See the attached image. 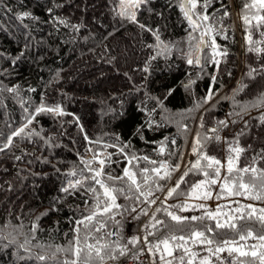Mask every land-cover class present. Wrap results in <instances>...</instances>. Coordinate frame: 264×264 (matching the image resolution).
Segmentation results:
<instances>
[{
  "label": "trees",
  "instance_id": "16d2710c",
  "mask_svg": "<svg viewBox=\"0 0 264 264\" xmlns=\"http://www.w3.org/2000/svg\"><path fill=\"white\" fill-rule=\"evenodd\" d=\"M188 1L200 30L188 21L183 0H143L135 21L121 14L120 0H0V264H84L85 237L89 244L99 240L97 247L107 245L101 252L104 260L93 249L89 264H114L128 255V219L129 244L135 252L141 249V226L149 245L169 231L164 225L151 227L153 216L176 235L214 225L208 218L176 224L165 212L187 205L192 195L186 199L185 194L206 179L188 171L197 160L194 146L224 165V141H230L244 151L237 169L255 158L253 166L264 170V21L257 20L264 10L249 8L254 0ZM204 38L209 48L200 68L197 54ZM41 106L58 107L63 114L38 112ZM205 163L201 160L202 166ZM162 164L170 173L165 179L153 171ZM125 169L136 173L140 192L151 189L149 200L164 194L153 213L135 186L129 188L126 177L108 179L122 177ZM96 171H102L96 179L123 189L114 193L121 206L97 213L96 196L101 210L106 197L91 179ZM186 171L184 182L166 198ZM224 173L221 168V178ZM243 175L247 182L251 173ZM70 182L75 187L65 192ZM219 185H205L204 191L210 190L212 197ZM219 196L230 215L244 205L264 208L262 200L226 191ZM227 198L237 201V207ZM94 213L93 220H86ZM247 223L254 236L261 234L258 221ZM101 226L116 228L120 241L97 231ZM214 233L206 235L214 241L234 236L227 228H215ZM77 235L82 249L78 259L71 251ZM134 238L138 242L133 243ZM197 243L189 240L184 247L192 249ZM262 243L251 237L239 241L248 255L235 253L237 264H261ZM109 252L117 258L108 259ZM157 252L168 264L167 253ZM41 255L44 260L37 258ZM173 255L172 264H181V256L183 264L190 259L200 264L181 248H173Z\"/></svg>",
  "mask_w": 264,
  "mask_h": 264
},
{
  "label": "snow or ice",
  "instance_id": "6c2138e0",
  "mask_svg": "<svg viewBox=\"0 0 264 264\" xmlns=\"http://www.w3.org/2000/svg\"><path fill=\"white\" fill-rule=\"evenodd\" d=\"M121 2V7H124L126 0H120ZM143 2V0H127V3L131 7L138 8L140 3ZM196 5L193 3L192 7L194 8ZM249 8H257L259 10H264V0H255V3L248 5ZM122 15H126L129 19L135 21V14L134 13H129L127 11H124L121 13ZM187 15V13H185ZM227 14V13H225ZM205 20L208 19L207 16L203 17ZM245 22L248 23V17L245 16ZM258 23L260 21H264V16H259L257 17ZM143 28L144 25H141ZM155 35L156 40L159 43H163L160 41V37L158 33H153ZM264 35V33H262ZM249 43H251V39H249ZM259 51V50H257ZM188 63H192L191 59H189ZM256 69H252V72H255ZM252 72L249 73V75L252 74ZM264 103V101H262ZM38 112H56L58 114H63L58 107L56 108H46L41 106L39 109H37ZM264 120V117L261 118ZM31 122V121H29ZM221 123L226 124V122L222 121ZM21 132L24 131L23 128L20 129ZM213 131H216V129H213ZM19 133H17L18 135ZM205 139H208V137H205ZM214 139H219V137H214ZM175 141H173L174 143ZM196 144L200 145V139L197 137ZM161 152H163V148L160 149ZM193 153L197 154V160L191 164V167L188 169V171L196 170L197 174H202L206 179L203 181H199L194 183L191 186V190L189 194H185L186 199L190 198L191 195H194L197 191V189H202L205 187V185H215L217 182L222 183V189H221V194H223L224 191H226L229 195H236V196H244L249 199L253 200H262L264 201V170H258L256 167L253 165L255 164V158H253L252 163L249 165L245 166L244 168L237 169L234 165V159L238 158V154L243 151V149L240 148H235L232 149V151H235L237 153V157H233L231 155L228 156L226 165H222L221 161L216 159L215 157H209L206 154L199 153L197 147H193L192 149ZM144 159H147L145 157ZM201 160L206 161V163L202 166L201 165ZM90 163V162H86ZM99 163L103 165L105 163L104 160H100ZM151 163H155V161H152ZM129 164H131V160H129ZM161 168H163L164 174L161 175ZM161 168H156L153 169L155 172L156 176L159 177L160 179H165L170 175V173L167 170V165H161ZM221 168H226V173L221 181ZM179 165L174 166V170H178ZM211 170V171H209ZM188 171L184 172L181 174V176L177 179V183L174 187L169 189L167 192L166 198H170L173 193L176 192L177 188H179V185L184 182V177L188 175ZM144 172H147V169L144 170ZM249 179L247 182L244 180V175L243 174H249ZM72 175H75V173H72ZM102 175V171H96L94 175L91 177V179L95 180L97 184L100 185V187L103 189L102 195L106 197V201L104 203V207L101 210L99 208V195L96 196L97 199V213L103 211V212H108L112 207H119L115 203L116 197L114 193L116 191H123V189H116L114 187H109L106 185L102 180L96 179L97 177ZM127 178L128 181H130L129 188L131 189L133 186H135L136 190L139 192L141 196L145 197V202L149 204H154L155 200H149L148 197L151 195H154V193L151 191V189H148L146 192H140V184L138 183L136 179V173L135 172H130L127 169L124 170L123 176L122 177H112L111 175L108 176L109 180H122L124 178ZM148 177L145 176V182L147 183ZM259 181V183H257ZM81 183L80 180H77L75 182V185H79ZM74 184L71 182L69 183L68 187H65L63 190L67 192L70 187H75ZM157 190L162 191L163 187L159 185L158 183L156 184ZM91 192L94 194L96 193L95 188H90L89 189ZM197 199H210L211 198V192L210 190H205L203 192L202 196H197ZM220 196H217V199H219ZM238 203V202H237ZM175 207L179 210L182 211H188L190 210L189 206L186 204H178L175 205ZM221 207H226V206H221ZM221 207H218L215 211L213 212H207L206 215L207 218L214 221V225L209 226L207 224L204 225V231H198L195 228H192L191 231L187 235H176L175 231L168 225L165 224L164 220H156L155 216H153L154 223L151 225V227L156 228L158 225H164L166 228H169V231L159 240L158 243L155 245H150L149 250H152V247H154L157 251L160 252H165L167 253L168 256L173 255V248H181L185 253L189 251V249L184 247V244H187L189 240H192L194 242L198 241L201 244L205 245H212L214 242L216 243L215 250L213 252L212 248H208L207 250L209 252H213V254L216 253H221L224 251H227L229 255H231L233 252H236L239 254V256H246L248 255L247 252L242 250V246H238L239 241H244L247 238L251 237L253 239H259L261 242H264V208H261L257 210L253 205H244L242 207H237L234 212L236 215H230L228 212H222ZM191 209L199 210V209H205V205H191ZM157 211H160V209H157ZM144 214H147V210H143ZM165 212L168 217L171 218L172 221L176 222V224H184L185 222H195V221H203L205 219L204 216H180L177 215L176 213L172 211H168L165 209ZM94 215H89L86 217V220L91 221L94 219ZM253 218L260 223L261 226V234L259 236H254L253 231L248 225V221L253 220ZM237 221H244V224H240L238 226ZM79 223L83 224L84 221H80ZM87 226V225H85ZM215 228H220V229H229L234 233V236L232 238H224L219 241H214V239L206 235V233L217 235L214 233ZM76 233H79V227L75 229ZM99 231V229H97ZM238 238V239H237ZM88 237H85V242H84V247L88 249V255L84 259V264H89V260L91 258V252L93 249H95L96 252V257L103 261L104 260V255H101L102 249L107 247V245H99V240L96 241V244H89L87 243ZM146 239V237H145ZM183 241V244H178V245H173L172 242L174 241ZM133 243L138 242V238H134ZM79 237L77 235L76 239L73 242V246L71 247V251L77 259L80 257V253L82 249L79 247ZM161 245H163V248H161ZM264 247V243L261 245ZM124 251L121 250L120 255H124ZM251 255L255 257L257 253L255 251H252ZM108 259H116L117 257L109 252L107 253ZM39 260H44V256H38L37 257ZM219 258V257H218ZM164 259V256L161 255V260ZM181 264H183V256L180 258ZM64 264H69L68 261H65ZM71 264H77V260L71 261ZM168 264H172L171 261H168ZM201 264H208L207 258H203L201 260ZM261 264H264V257H261Z\"/></svg>",
  "mask_w": 264,
  "mask_h": 264
},
{
  "label": "built area",
  "instance_id": "2783aa9c",
  "mask_svg": "<svg viewBox=\"0 0 264 264\" xmlns=\"http://www.w3.org/2000/svg\"><path fill=\"white\" fill-rule=\"evenodd\" d=\"M163 173V172H162ZM164 194L159 196L158 199L155 201L154 204H150L151 211L150 214L154 212L157 206L160 205L161 201H164ZM215 198L214 200L208 201L206 203H203L205 205V209H199V210H188V211H182L175 208H171L170 211L176 213L180 216H204L207 218L206 211L212 212L215 209L219 207L217 201ZM117 205L121 206V202H119ZM130 219L127 221V227L125 229V237L126 240L130 243L131 242V225H130ZM142 226L139 229V237H140V244L141 249L138 252H135L129 243H127L126 246V253L128 255L121 260H118L114 264H166V260H161V255L156 250H149V242L143 238ZM99 230L103 233H106L110 239L113 242H119V231L114 228L110 231L106 230L103 226L99 227ZM216 246L212 245H205L201 243L195 244L192 249L190 250L191 254L194 256L195 259L198 261H201L203 258H207V261L209 264H237L236 258L234 253L229 255L227 251L213 254ZM212 248L213 252H209L207 249ZM219 257V258H218Z\"/></svg>",
  "mask_w": 264,
  "mask_h": 264
},
{
  "label": "rangeland",
  "instance_id": "374dc122",
  "mask_svg": "<svg viewBox=\"0 0 264 264\" xmlns=\"http://www.w3.org/2000/svg\"><path fill=\"white\" fill-rule=\"evenodd\" d=\"M254 3H255V0H254ZM257 10H259L258 9V7L256 8ZM123 10L124 11H127V12H129V13H134V14H136V8L135 7H131V6H129V4L127 3V0H126V3H125V5H124V7H123ZM238 22H239V27H240V18L238 19ZM240 29H241V27H240ZM240 33H241V30H240ZM242 36V35H241ZM242 43H243V39H242ZM208 48H209V42H208ZM208 48H207V50H208ZM206 52V51H205ZM215 57L217 58L218 57V53H217V51L215 52ZM224 139H225V137H224ZM238 146H235V145H233L230 141H227V140H225L224 141V165H226V162H227V158H228V156L229 155H231V156H233V157H237V153L235 152V151H232V149H235V148H237ZM238 148H240V149H242L241 147H238ZM243 155H244V151H241L239 154H238V158H236V159H234V165L236 166V164L242 159V157H243ZM225 173H226V168H225ZM225 173H224V175H225ZM224 175L222 176V178H221V181H222V179H223V177H224ZM221 189H222V183L220 182V185H219V191H218V193L217 194H214L212 197H217L219 194H220V191H221ZM216 191V192H217ZM203 192H204V188L203 189H197V191H196V193L194 194V195H192L191 196V201H189L188 200V206L189 207H191V205H197V202L196 201H209V199H197L196 197L197 196H202L203 195ZM215 192V193H216ZM227 196V195H226ZM212 197L210 198V200L212 199ZM215 199V198H214ZM228 199V202L230 203L231 202V200L232 199H230L229 200V198H227ZM226 199V200H227ZM195 201V202H194ZM193 202V203H192ZM228 202H226V203H228ZM190 203V204H189ZM126 229V228H125ZM238 246H240V245H238ZM189 250H191V249H189ZM242 250L243 251H245V252H247V250L246 249H244L243 247H242ZM185 253V252H184ZM187 253H191L190 251H188ZM187 253H185V254H187ZM234 253H236V252H234ZM175 256L174 255H172V256H168L167 257V259L168 260H170V261H173ZM184 257V256H183ZM117 261V260H116ZM188 262V264H195V260H192V259H190V260H188L187 261ZM200 262V264H201V261H199ZM167 264V263H166ZM208 264H209V262H208Z\"/></svg>",
  "mask_w": 264,
  "mask_h": 264
},
{
  "label": "water",
  "instance_id": "95a60500",
  "mask_svg": "<svg viewBox=\"0 0 264 264\" xmlns=\"http://www.w3.org/2000/svg\"><path fill=\"white\" fill-rule=\"evenodd\" d=\"M183 6H184L185 12L187 13L186 16L188 18V21L194 26L195 29L200 30L201 25L198 23V21L194 17L189 1L183 0ZM207 48H208V39L204 38L199 47L198 54H197V65L200 68L203 66L204 53L207 50Z\"/></svg>",
  "mask_w": 264,
  "mask_h": 264
},
{
  "label": "crops",
  "instance_id": "0c3cea01",
  "mask_svg": "<svg viewBox=\"0 0 264 264\" xmlns=\"http://www.w3.org/2000/svg\"><path fill=\"white\" fill-rule=\"evenodd\" d=\"M191 201V200H190ZM195 202V201H194ZM197 205H200L202 201H196ZM193 203V202H192Z\"/></svg>",
  "mask_w": 264,
  "mask_h": 264
},
{
  "label": "bare ground",
  "instance_id": "6f19581e",
  "mask_svg": "<svg viewBox=\"0 0 264 264\" xmlns=\"http://www.w3.org/2000/svg\"><path fill=\"white\" fill-rule=\"evenodd\" d=\"M108 220V219H107Z\"/></svg>",
  "mask_w": 264,
  "mask_h": 264
}]
</instances>
